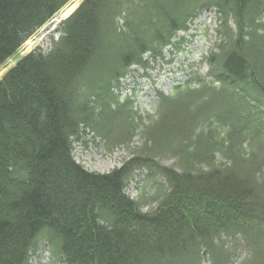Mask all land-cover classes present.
<instances>
[{
	"label": "trees",
	"instance_id": "16d2710c",
	"mask_svg": "<svg viewBox=\"0 0 264 264\" xmlns=\"http://www.w3.org/2000/svg\"><path fill=\"white\" fill-rule=\"evenodd\" d=\"M68 3L0 0V65ZM208 7L210 80L158 93L153 114L113 94ZM59 27L0 77V264H29L40 240L52 264H264V0H82ZM109 123L139 133V154L88 171L71 143L85 129L123 142ZM144 167L165 183L131 198Z\"/></svg>",
	"mask_w": 264,
	"mask_h": 264
},
{
	"label": "rangeland",
	"instance_id": "374dc122",
	"mask_svg": "<svg viewBox=\"0 0 264 264\" xmlns=\"http://www.w3.org/2000/svg\"><path fill=\"white\" fill-rule=\"evenodd\" d=\"M80 2H82V0H72L63 11H70ZM203 16V14L200 15L198 19L190 24V30L185 33L186 35L184 36V40H189L188 34L195 33V37L192 39L191 43L182 45L183 50L189 49L188 51H193L192 54L176 53L170 57V54L173 53V49L166 48L163 51L162 58L164 59L162 63L157 61V59L152 60L150 63L152 67L150 69L144 70L140 68L137 70L138 75L134 73L137 75V77L134 78V85L130 84L132 80L130 76L128 78L125 77L120 81L122 83L119 82L118 86L113 88L112 91L118 94L121 100L124 98L131 99L133 101V109H137L141 115L153 114L157 102V91L159 90L162 93L168 92L172 87L169 76L174 77L177 75V78H180L179 81L183 82L185 78L192 73H197L200 77H205L208 65L204 63V61H200L201 55L209 51L211 42L214 40V30L215 28L217 29L218 21L215 16L209 19ZM60 17L61 15H58L55 21L50 22L48 26L38 31L35 36L26 40L22 48L0 67V77L7 72V69L17 62L19 57L28 53V51L39 46L42 51H47L50 48V34L55 37L60 35V29L56 23L59 21ZM204 18L206 19L202 23ZM121 23L122 19L119 20V24ZM230 26L232 27L231 22ZM215 39L216 41L218 40L217 36ZM196 45H198V48H195ZM180 59H185L184 63H182ZM167 60H169L170 63H166ZM178 64L182 70L180 73L177 72L179 68ZM194 64L196 65L192 68ZM131 69L133 70L135 68L133 67ZM144 73L147 75L144 76ZM134 74L130 73V75ZM144 93L146 94L143 95ZM167 121L165 122L164 128H167ZM145 122L146 121H142V124H145ZM115 124L116 123H109L110 132H114L116 128ZM104 131L108 132V129ZM129 131L130 132L126 133L124 128L120 131L119 129L115 130L114 140L121 139L123 136L126 138L121 143L110 142L112 140L110 135L105 136L110 142L108 143L107 139L99 135L97 136L96 133L88 129L81 131L79 139L73 141L71 144L72 156L75 162H78L88 171L90 170L97 173H108L113 168L121 167L124 162L139 154L143 143L139 133L135 129L131 128ZM120 132H122L121 135ZM158 162L166 166L171 165L173 160L166 156L163 159H159ZM146 172V167L134 170L133 178L129 180L125 186V191L131 198H136L140 195L145 197L149 190L156 184H163V179L160 176H156L154 179L148 178L147 180L148 175H146ZM143 208L145 209V207ZM38 246L37 250L31 255L30 264H52L55 257H53L50 251V246H48L44 240H40ZM238 256L242 257L243 253L239 252ZM204 264H208V261L204 260Z\"/></svg>",
	"mask_w": 264,
	"mask_h": 264
},
{
	"label": "bare ground",
	"instance_id": "6f19581e",
	"mask_svg": "<svg viewBox=\"0 0 264 264\" xmlns=\"http://www.w3.org/2000/svg\"><path fill=\"white\" fill-rule=\"evenodd\" d=\"M10 58H11V57H10ZM10 58H7L6 62H7ZM6 62H5V63H6ZM5 63H3L2 65H4ZM14 64H15V63H14ZM14 64H13V65H14ZM2 65H0V67H1ZM13 65H12V66H13Z\"/></svg>",
	"mask_w": 264,
	"mask_h": 264
}]
</instances>
